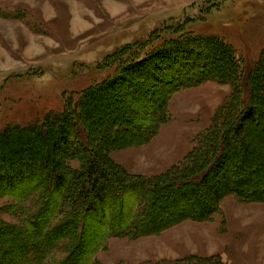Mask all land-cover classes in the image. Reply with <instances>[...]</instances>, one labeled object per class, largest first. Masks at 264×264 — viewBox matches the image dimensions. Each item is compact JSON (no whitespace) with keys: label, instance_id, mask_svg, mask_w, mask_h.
<instances>
[{"label":"trees","instance_id":"trees-1","mask_svg":"<svg viewBox=\"0 0 264 264\" xmlns=\"http://www.w3.org/2000/svg\"><path fill=\"white\" fill-rule=\"evenodd\" d=\"M183 25H162L145 41L105 56L99 66L110 73L77 100L67 98L61 111L0 131V186L5 183L0 196L17 202L0 213L18 220L0 217V264L29 261L38 247L50 245L67 255L58 264H80L70 252L85 242L90 220L102 213L117 216L120 200L133 191L126 217L131 231L114 236L145 237L187 220L210 221L226 196L264 203V153L254 163L251 145L264 147V50L244 77L232 46L216 36L185 32ZM204 82L230 84V96L216 124L180 165L145 176L127 173L109 159L116 146L148 143L166 120L170 95ZM105 116L108 125L96 127ZM116 137L121 140L114 144ZM200 260L222 264L216 255Z\"/></svg>","mask_w":264,"mask_h":264},{"label":"rangeland","instance_id":"rangeland-1","mask_svg":"<svg viewBox=\"0 0 264 264\" xmlns=\"http://www.w3.org/2000/svg\"><path fill=\"white\" fill-rule=\"evenodd\" d=\"M177 23L184 24L185 32L216 36L232 46L243 61L244 77L264 50V0H0V131L61 111L67 98L77 100L79 92L110 73L99 66L105 56L145 41L162 25ZM230 92V84L204 82L173 93L154 137L146 144L116 146L109 159L135 175L174 169L216 124ZM108 117L96 127L108 125ZM251 145L257 163L264 147ZM4 189L2 183L0 192ZM135 197L134 191L122 197L117 216L101 212L90 220L85 242L70 252L75 261L168 264L195 257L189 264H203L200 259L216 255L222 264H264V203L226 196L210 221L187 220L145 237L112 235L131 231L126 217ZM16 203L0 196V209ZM0 217L18 223L6 212ZM56 249L40 246L35 257L20 264H40L43 258L49 264L67 261Z\"/></svg>","mask_w":264,"mask_h":264},{"label":"bare ground","instance_id":"bare-ground-1","mask_svg":"<svg viewBox=\"0 0 264 264\" xmlns=\"http://www.w3.org/2000/svg\"><path fill=\"white\" fill-rule=\"evenodd\" d=\"M111 5V4H110Z\"/></svg>","mask_w":264,"mask_h":264}]
</instances>
